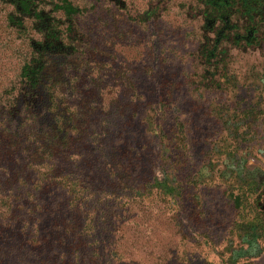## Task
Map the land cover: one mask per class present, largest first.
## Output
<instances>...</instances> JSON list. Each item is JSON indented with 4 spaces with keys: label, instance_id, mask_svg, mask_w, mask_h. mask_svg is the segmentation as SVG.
I'll return each mask as SVG.
<instances>
[{
    "label": "rangeland",
    "instance_id": "obj_1",
    "mask_svg": "<svg viewBox=\"0 0 264 264\" xmlns=\"http://www.w3.org/2000/svg\"><path fill=\"white\" fill-rule=\"evenodd\" d=\"M11 1L0 0V147L36 120L22 96L45 94L52 70L70 57L96 66L84 114L75 82L57 84L78 97L72 133L92 129L110 166L83 218L104 227L107 246L73 264H264V0H71L74 18L53 10L61 0H31L10 22ZM37 41L56 50L26 91L15 83ZM20 223L0 234V264L61 257L57 237L34 250Z\"/></svg>",
    "mask_w": 264,
    "mask_h": 264
},
{
    "label": "trees",
    "instance_id": "obj_2",
    "mask_svg": "<svg viewBox=\"0 0 264 264\" xmlns=\"http://www.w3.org/2000/svg\"><path fill=\"white\" fill-rule=\"evenodd\" d=\"M10 4L14 6L13 11L8 15L10 22L20 20L21 16L31 13V0H13ZM53 10L61 11L69 18H74V15L82 12V8L71 0L56 2ZM17 13L20 15L17 16ZM52 36L55 40H61L55 33ZM15 39L10 41L14 43ZM13 43L11 47L17 52L19 45ZM37 45L41 48L30 44L28 54L24 55L29 57L24 59L25 63L21 66L15 83L23 86V90L26 91L34 88L39 73L45 70L40 56H47L56 50V47H52V44L48 45L45 41H37ZM69 49L66 52L73 56V50ZM72 59L73 57L66 59L67 66L51 71V78L55 81L48 79L49 86L45 88V94L36 96L29 93L26 99L23 97L26 95L22 96L25 104H22L21 108H27L28 113L35 115L36 120L30 127L22 130L16 128L19 127L18 125L13 126L9 131V136L13 139L12 143L0 147V197L2 195L1 200L6 201V205L0 208V215L2 214L0 234L6 235V228L10 227L12 231L11 228L15 223L21 224L20 222L27 221L32 227L27 231L21 227L20 231L26 232L28 237L26 241L30 246H35L34 250H44L50 246V237L54 235L57 237L58 245L55 246L60 248L61 259H52V264H73L80 255L87 251H95L91 245L99 246L101 249L107 246L104 227L92 222L84 223L83 218H88L90 212L88 200L91 199V195L88 192L92 187L101 186L103 181L96 184V180H108L110 166L108 161L102 158L104 149L108 151V148L98 135L96 140L92 139L91 134L94 133L92 129L84 127L79 136H75V132L72 133L74 128L71 123L76 116V106L72 103V98L78 97L69 95L67 91L64 92L62 87L59 88L60 84L69 85L72 81L75 82V84L71 83L72 89L79 93V99L84 104L81 110L83 113L85 107L91 105L88 95L97 89L95 86L90 88L91 79H94L91 75L94 73L96 77L97 74L96 66L87 62H82L78 66L71 61ZM44 100L47 102L46 107L50 114L54 116L53 123L45 120L48 111L42 108L44 105L41 103ZM59 100L65 101L66 113L64 111L57 113ZM142 102L144 103V99ZM36 105L42 108L41 116L36 111ZM63 113H65L61 117L63 124L58 126L56 123L58 116ZM60 140L64 145L62 148H58ZM65 148L66 156L61 160L59 152L60 149ZM43 194L46 199L40 197ZM38 204L41 208L37 209ZM61 205L64 207L62 218L58 216ZM22 226L26 228V224ZM85 231L87 232L84 233Z\"/></svg>",
    "mask_w": 264,
    "mask_h": 264
},
{
    "label": "flooded vegetation",
    "instance_id": "obj_3",
    "mask_svg": "<svg viewBox=\"0 0 264 264\" xmlns=\"http://www.w3.org/2000/svg\"><path fill=\"white\" fill-rule=\"evenodd\" d=\"M244 162H245V159H244Z\"/></svg>",
    "mask_w": 264,
    "mask_h": 264
}]
</instances>
